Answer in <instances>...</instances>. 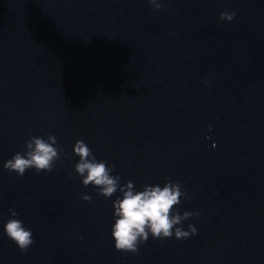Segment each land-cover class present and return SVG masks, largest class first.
Here are the masks:
<instances>
[{"label": "water", "instance_id": "1", "mask_svg": "<svg viewBox=\"0 0 264 264\" xmlns=\"http://www.w3.org/2000/svg\"><path fill=\"white\" fill-rule=\"evenodd\" d=\"M158 2L0 0V264H264V0ZM49 134L51 172L4 169ZM78 140L121 185L179 181L197 234L117 251L121 193L82 184ZM10 209L26 252L4 232Z\"/></svg>", "mask_w": 264, "mask_h": 264}, {"label": "clouds", "instance_id": "2", "mask_svg": "<svg viewBox=\"0 0 264 264\" xmlns=\"http://www.w3.org/2000/svg\"><path fill=\"white\" fill-rule=\"evenodd\" d=\"M154 10L161 4L158 0H149ZM236 12H221L222 20L231 21ZM26 149L23 153L17 152L8 159L3 167L9 172H15L23 177L26 170L34 169L37 174L51 172L55 162L61 159L63 149L56 147L57 140L49 134L47 138L31 136L25 141ZM74 154L79 157L74 170L81 177L82 184L92 185L97 189V195L105 199L111 198L117 191L121 193L113 202L114 209L111 226V236L117 251L137 253L139 245L146 243L149 235L153 239L171 238L186 239L196 235L197 229L189 224L187 230L183 222L198 213L185 211L181 215L176 206L181 203V197L188 199V193L182 188L179 181H167L163 187L157 185H142L143 190H137L134 183L129 180L120 184V176L112 175L115 166H109L106 161H97L91 148L81 140L74 145ZM85 201L92 197L85 194ZM11 218L4 225V232L20 249L26 252L33 244V234L26 228L18 213L10 209Z\"/></svg>", "mask_w": 264, "mask_h": 264}]
</instances>
